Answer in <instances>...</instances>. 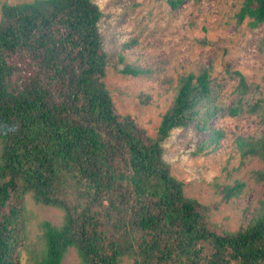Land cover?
Wrapping results in <instances>:
<instances>
[{
	"label": "trees",
	"instance_id": "trees-1",
	"mask_svg": "<svg viewBox=\"0 0 264 264\" xmlns=\"http://www.w3.org/2000/svg\"><path fill=\"white\" fill-rule=\"evenodd\" d=\"M94 1L1 5L0 264H62L70 248L84 264H122L124 257L132 264H264V200L246 227L222 229L211 219L217 204L188 196L163 157L175 128L205 131L211 117L237 116L244 104L264 112L257 90L250 96L253 85L238 72V92L225 106L209 68L189 72L149 134L118 112L104 81L103 12ZM235 16L257 27L264 0H243ZM221 134L212 130V142ZM237 145L242 156L264 161V132L239 137ZM252 174L264 180V172ZM244 185L220 184L221 200L239 196ZM28 193L60 208L63 221L41 222L39 246L25 259Z\"/></svg>",
	"mask_w": 264,
	"mask_h": 264
},
{
	"label": "rangeland",
	"instance_id": "rangeland-1",
	"mask_svg": "<svg viewBox=\"0 0 264 264\" xmlns=\"http://www.w3.org/2000/svg\"><path fill=\"white\" fill-rule=\"evenodd\" d=\"M31 1L0 0V17L2 3ZM180 1L177 6L169 0L94 1L103 12L100 30L108 53L104 81L118 112L134 117L151 135L173 102L178 78L205 67L218 85L217 96L223 105H230L238 92V72L253 85L250 96L256 89L257 102L264 105V23L255 28L249 18L237 23L235 15L243 0ZM126 65L142 71L138 75L124 73ZM248 101L256 100L248 97ZM244 105L245 110L237 116L211 117L205 131L195 124L175 128L163 143V157L184 182L186 194L204 204L216 203L211 219L229 231L246 227L264 200V180L252 174L264 172V161L242 156L237 145L239 137L264 132V112L250 111V105ZM212 130L222 133L217 142L211 140ZM237 180L245 183L241 194L222 201L219 185ZM23 217L26 259L29 249L39 246L41 222L59 226L63 211L36 202L28 193ZM62 264L84 263L77 250L70 248ZM122 264L132 261L124 257Z\"/></svg>",
	"mask_w": 264,
	"mask_h": 264
}]
</instances>
